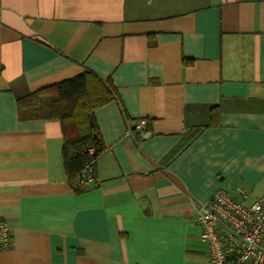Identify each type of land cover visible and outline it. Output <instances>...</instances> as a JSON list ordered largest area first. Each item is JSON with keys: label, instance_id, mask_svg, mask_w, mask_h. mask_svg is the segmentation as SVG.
Here are the masks:
<instances>
[{"label": "crops", "instance_id": "crops-1", "mask_svg": "<svg viewBox=\"0 0 264 264\" xmlns=\"http://www.w3.org/2000/svg\"><path fill=\"white\" fill-rule=\"evenodd\" d=\"M85 71L115 97L76 192L60 122L18 100ZM218 190L264 199V0H0V264H209Z\"/></svg>", "mask_w": 264, "mask_h": 264}, {"label": "trees", "instance_id": "trees-1", "mask_svg": "<svg viewBox=\"0 0 264 264\" xmlns=\"http://www.w3.org/2000/svg\"><path fill=\"white\" fill-rule=\"evenodd\" d=\"M114 97L110 86L85 71L18 100L21 118L60 122L64 135V168L76 192L86 191L94 181L95 163L104 151L94 112Z\"/></svg>", "mask_w": 264, "mask_h": 264}, {"label": "built area", "instance_id": "built-area-1", "mask_svg": "<svg viewBox=\"0 0 264 264\" xmlns=\"http://www.w3.org/2000/svg\"><path fill=\"white\" fill-rule=\"evenodd\" d=\"M143 128V121H134L126 135L134 138ZM246 199L241 190L237 197L218 190L200 205L196 222L209 264H264V199L251 204ZM10 241V229L0 216V251L8 249Z\"/></svg>", "mask_w": 264, "mask_h": 264}]
</instances>
